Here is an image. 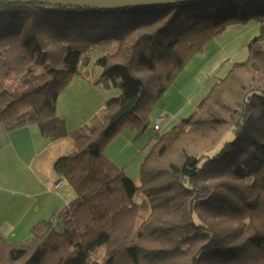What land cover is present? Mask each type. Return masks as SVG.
<instances>
[{"label":"trees","instance_id":"trees-1","mask_svg":"<svg viewBox=\"0 0 264 264\" xmlns=\"http://www.w3.org/2000/svg\"><path fill=\"white\" fill-rule=\"evenodd\" d=\"M252 20L259 34L248 57L180 124L157 132L135 183L105 146L126 129L144 135L186 65ZM97 47L101 79L121 94L69 133L57 99ZM0 123H37L76 144L54 165L76 197L23 241L0 234V264H264V0L114 10L0 2ZM100 248L104 260L92 259Z\"/></svg>","mask_w":264,"mask_h":264},{"label":"crops","instance_id":"crops-1","mask_svg":"<svg viewBox=\"0 0 264 264\" xmlns=\"http://www.w3.org/2000/svg\"><path fill=\"white\" fill-rule=\"evenodd\" d=\"M248 24L229 26L216 37L221 38L218 42L221 48L214 43L209 53L205 48L202 54L195 56L186 65L175 84L153 108L149 131L137 138L135 130L126 129L105 146L104 154L107 158L135 183L139 182L141 164L155 142L157 132L154 131V125L157 120L163 118L161 133H164L194 112L219 77L227 72L226 64L230 56L235 54L231 50L239 41L240 28ZM255 26L257 24L253 23L250 29H257ZM90 55H86L80 73L71 79L57 99L56 120L63 123L69 133L88 126L104 110L108 100L121 94L119 87L101 79L102 69L97 65L96 58L93 62ZM248 55L249 50L244 48L235 61H244ZM75 149L73 137L51 139L44 136L37 123L16 128H8L0 123L2 236L9 241H23L29 237L37 223L51 220L68 207L74 198L71 189L66 187L67 183L57 190H50L49 183L58 177L54 169L56 161L64 155L72 154Z\"/></svg>","mask_w":264,"mask_h":264},{"label":"water","instance_id":"water-1","mask_svg":"<svg viewBox=\"0 0 264 264\" xmlns=\"http://www.w3.org/2000/svg\"><path fill=\"white\" fill-rule=\"evenodd\" d=\"M206 0H0L5 3H40L49 5L74 6L103 10L124 8H145L178 2H196Z\"/></svg>","mask_w":264,"mask_h":264},{"label":"rangeland","instance_id":"rangeland-1","mask_svg":"<svg viewBox=\"0 0 264 264\" xmlns=\"http://www.w3.org/2000/svg\"><path fill=\"white\" fill-rule=\"evenodd\" d=\"M253 23H255V24H257V26H255V27H257V29H255L254 27L253 28H251L250 29V27H251V25L253 24ZM244 27V26H243ZM243 27H241L240 29V32H241V34L238 36L239 37V41L238 42H236V44H235V47L231 50L232 51V53L233 52H235V54H234V56L232 57V56H230V61L229 62H227V66H226V68H225V70H227V72H228V70H229V67L231 66V64L233 63V62H236L235 60H238V59H236L238 56H239V54L241 53V51L244 49V48H246L247 50H248V43L258 34V31H259V29H258V22L257 21H255V20H253V21H251L250 22V24H248L247 26H245L244 28ZM242 28H243V30H242ZM246 29H249L248 31L246 30ZM239 32V33H240ZM220 39L221 38H215V39H213V41H210V45H208L207 47L205 46V48H206V52L207 53H209V51L211 50V45H213L214 43H215V45L217 44L218 45V42L220 41ZM238 40V39H237ZM112 42V41H111ZM214 46V45H213ZM219 47L218 48H221L220 47V45H218ZM98 47H101L102 49H105V48H108V47H110V42L109 41H106V42H103L101 45H99ZM97 47V49H95L94 50V52L93 51H91V52H93L91 55H90V53L88 54V55H90L91 56V59H93V62H95V60H97L100 56H102L104 53H101V48H98ZM204 48V49H205ZM34 53L35 54H38V53H40L39 52V50L38 49H35L34 50ZM102 55H101V54ZM199 54H202V53H199ZM198 55V54H197ZM196 55V56H197ZM94 58H96L95 60H94ZM85 61V60H84ZM98 65V64H97ZM99 66V65H98ZM185 69V68H184ZM226 72V73H227ZM225 73V74H226ZM222 74V73H221ZM225 74L224 75H221V77H219V78H222L223 76H225ZM176 82V81H175ZM175 84V83H174ZM8 85L10 86L11 85V83H10V81H8ZM99 115H101V113L99 114ZM98 115V116H99ZM93 122V121H92ZM92 122L90 123V125L92 124ZM151 129V127L147 130V131H149ZM146 131V132H147ZM66 187L68 188V189H71V191L73 192V197L72 198H75L76 197V193L74 192V190L71 188V186L67 183V185H66ZM17 242H19V241H17ZM106 254H107V252H106V250L104 249V248H100L98 251H96V252H94L93 253V255H92V259H95V260H98V261H103L104 260V258H105V256H106Z\"/></svg>","mask_w":264,"mask_h":264},{"label":"built area","instance_id":"built-area-1","mask_svg":"<svg viewBox=\"0 0 264 264\" xmlns=\"http://www.w3.org/2000/svg\"><path fill=\"white\" fill-rule=\"evenodd\" d=\"M162 120H163V118H159L157 120L156 124L154 125V131L160 132L162 130V128H161L162 127ZM66 183H67V180L65 177L58 176L49 183V188H50V190L61 189L63 187V185H65Z\"/></svg>","mask_w":264,"mask_h":264}]
</instances>
